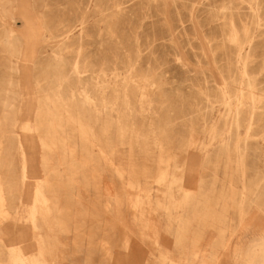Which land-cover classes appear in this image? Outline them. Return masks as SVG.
<instances>
[{
    "label": "rangeland",
    "instance_id": "obj_1",
    "mask_svg": "<svg viewBox=\"0 0 264 264\" xmlns=\"http://www.w3.org/2000/svg\"><path fill=\"white\" fill-rule=\"evenodd\" d=\"M15 6L22 53L11 60L0 48V64L19 68L0 65V79L16 84L0 91L12 97L6 109L0 102V187L7 197L0 200V264L15 263L13 250L31 264H147L155 251L149 242L147 252V208L154 199L162 211L159 195L174 193L187 205L197 194L225 202L211 206L212 217L196 218L198 225L214 221L204 229L217 240L176 251L212 250L209 264H241L233 241L242 237L241 224L231 215H239L241 199L264 200V0H17ZM54 58L65 62L64 96L73 101L64 105L57 95L45 113L46 96L57 91ZM58 104L76 122L72 157L67 141L44 149L46 119L56 122L57 137L66 127L65 118L53 119ZM36 117L39 128L25 130L35 129ZM20 151L28 159L25 173ZM38 183L51 209L40 207L37 215ZM263 212L250 229L242 225L246 248L264 236ZM172 259L199 264L178 252Z\"/></svg>",
    "mask_w": 264,
    "mask_h": 264
},
{
    "label": "bare ground",
    "instance_id": "obj_2",
    "mask_svg": "<svg viewBox=\"0 0 264 264\" xmlns=\"http://www.w3.org/2000/svg\"><path fill=\"white\" fill-rule=\"evenodd\" d=\"M16 2L17 0H6V1H3V0H0V18L3 20V22L0 24V26H2V33L0 34V48L3 49L4 51H6L8 53V55L10 56V59L12 56H19L21 53H22V42L24 40L22 34H20L17 29L14 27L15 25V20H16V17H15V14H16ZM9 6H8V5ZM24 48V47H23ZM6 55V54H5ZM12 60V59H11ZM16 61V60H15ZM54 61H55V65H57L58 67V74L55 75V80L53 81V87L55 89H57V91L54 93L55 97L54 98H51V97H47L46 96V104H45V108H43V111L45 113H50L52 112V107L50 105V100H53L52 102L56 101L57 102L59 101V98L57 97V95H61L62 96V103L64 105L68 104V101L69 100H72L70 97L69 98H65L64 95L67 94V91L65 90V88H69L70 89V84H68L67 80L70 79V76L68 73H65L63 71V67L65 66V62L63 59H55L54 58ZM10 62V61H9ZM17 62V61H16ZM20 62V61H19ZM0 65H4L5 66V69H9L10 71H14V72H17L19 68H17L16 66H13L11 64V62L9 64H4V63H1ZM28 65V64H27ZM51 65V64H49ZM47 68V67H46ZM76 68V67H75ZM24 69V68H23ZM56 69V68H55ZM52 70V69H51ZM78 70V69H76ZM49 73V72H48ZM7 76H5L6 78ZM23 77V76H22ZM19 78V77H17ZM16 78V80H17ZM8 81V79H7ZM15 81V80H14ZM19 79H18V83H19ZM15 83H13L12 81H9L8 83H6V81L4 79H0V91L3 89V86H7V87H12ZM16 85V84H15ZM18 85V84H17ZM45 87V86H44ZM53 88V89H54ZM6 89V88H4ZM42 87H40L38 85V91L40 93L39 97L42 96V91H41ZM50 90V89H49ZM9 91H12L10 88H9ZM15 91V90H14ZM45 91V90H44ZM47 91V90H46ZM11 93V92H10ZM51 93V92H50ZM28 96V95H27ZM72 96V95H71ZM85 97V96H84ZM12 97L10 96H6V97H2L1 96V93H0V102H1V99H4V107L6 109V107L9 105V101ZM61 98V97H60ZM74 98V97H72ZM82 98V97H81ZM88 98V97H86ZM90 99V98H89ZM13 100V99H12ZM86 100V99H85ZM73 101V100H72ZM92 101V99H91ZM86 102V101H84ZM45 103V102H44ZM89 103V102H88ZM63 104H58V105H55V108L59 111H55L53 112V119H60V121L62 119H66V127L65 128H62L61 131H62V137H57L56 136V129H55V123H49L48 121H50V118L48 117L45 121L46 125L47 126V134H45L44 136V139H43V143H44V149L48 152V151H51V149L54 150L55 148V145L57 143V141H61L63 143V146L65 144V142L67 141V149L71 151V154L70 156L72 157L73 156V152L71 150L73 146V142H72V139L74 138L71 133H72V129H75L76 126L74 124H76V122L72 121V118L74 117L73 114H69L67 116H65L64 112L66 110H62V108L64 109V105ZM85 104V103H84ZM12 107L11 109H13V104H11ZM10 105V106H11ZM24 106V105H23ZM22 106V107H23ZM86 106V105H85ZM42 108V107H41ZM42 112V110L40 111ZM67 112V111H66ZM237 114V113H236ZM52 115V113H51ZM238 115V114H237ZM37 116V115H36ZM40 117V116H39ZM4 119H9V115L8 114H4L3 116ZM237 118V117H236ZM238 119V118H237ZM79 122V121H78ZM73 123V124H72ZM57 125V124H56ZM40 124L37 123V117H36V123H35V129H32L30 127V124L28 125H25L24 126V129L25 130H37L39 128ZM62 126V124H61ZM60 126V127H61ZM0 127H1V123H0ZM78 130H80L82 132V134H85V128H84V125L80 123V125L78 124ZM58 133V132H57ZM58 135V134H57ZM26 137H30L28 136L27 134L25 135ZM88 136V135H87ZM230 137V136H229ZM20 138V137H19ZM228 138V137H227ZM230 139V138H229ZM80 140V139H79ZM81 141V140H80ZM226 141V140H225ZM20 142V141H19ZM228 142V140H227ZM80 143V142H79ZM2 143L0 142V164H4L3 162V159H2ZM227 144V143H225ZM80 145V144H79ZM99 150V149H98ZM81 151V150H80ZM45 153V151H44ZM20 154H21V157H22V167H23V170H24V173L26 172L27 168H28V159H27V155H26V152L25 151H20ZM68 155V154H67ZM106 155V154H105ZM67 161V160H66ZM111 163V161H110ZM51 164V162H50ZM113 164V163H112ZM62 170V169H61ZM66 172V171H65ZM117 172V170H116ZM27 174V173H26ZM75 174V173H74ZM4 176V175H3ZM74 178V177H73ZM1 180V178H0ZM43 183V182H42ZM42 183H38L37 185H35V190H34V203H33V206H32V210L34 212H36L40 207H43L40 208L41 210H46V211H50L51 209V206L49 205L50 202L48 201V198L46 197L45 193L42 191ZM26 184V183H25ZM0 186H1V181H0ZM2 191V192H1ZM54 193V192H53ZM57 193V192H56ZM3 194V188L1 189L0 187V200H3L5 203H6V200H7V197L4 196ZM257 195V194H256ZM21 200V199H20ZM47 201L49 203H47ZM58 201V200H57ZM2 202V201H1ZM59 202V201H58ZM249 203V204H248ZM240 207H239V215H237V221L241 224V227H240V231H241V235L242 234H245V225L242 226L243 224L247 223V229L249 228L250 229V224H253L254 223V220L256 219V217L259 216V213L263 212L264 211V200L262 198L259 197V195H257L256 197H254L252 200L251 199H241L240 200V203H239ZM251 204H253V206L256 207V210L254 212L251 213L250 210H252L253 208H251ZM1 205V204H0ZM7 205V204H6ZM55 205V204H54ZM225 205V202L223 201V199H215V200H212V206H215L216 208L217 207H224ZM226 207V206H225ZM228 207H226V212L229 213L230 210L229 208L227 209ZM2 209V208H0ZM39 209V210H40ZM3 210V209H2ZM1 210V212H2ZM40 210V211H41ZM254 210V209H253ZM252 210V211H253ZM48 213V212H46ZM44 212V211H43ZM43 212H40L39 215ZM53 214V212H50ZM49 213V214H50ZM264 213V212H263ZM48 214V215H49ZM34 215V214H33ZM37 215H38V211H37ZM47 215V216H48ZM43 218L44 216L41 215ZM51 217V216H50ZM54 217V216H53ZM249 217V219H248ZM33 218V217H32ZM48 218V217H46ZM35 219V218H34ZM40 219V218H39ZM248 219V220H247ZM51 220V219H50ZM34 221V220H33ZM46 221V220H45ZM53 221V220H52ZM44 222V220H43ZM47 222V221H46ZM48 223V222H47ZM228 223V222H227ZM34 224V223H32ZM63 224V223H62ZM231 225V223H228V225ZM36 225V224H34ZM50 225V223H49ZM252 226V225H251ZM230 226H228L229 228ZM40 234V233H39ZM38 234V236H39ZM241 237V236H240ZM237 240H239V238ZM42 239V238H41ZM39 240V238H38ZM41 241V240H39ZM44 242V240H43ZM43 242H42V246H43ZM41 244V243H39ZM130 251V250H129ZM128 251V252H129ZM11 253H13V255H16L17 252L19 253L15 260H14V264H31L30 260L26 259L25 257H23V255H20L22 254L19 250H13V251H10ZM160 256L161 257H167L168 256V253L167 252H164L162 249H160ZM41 255V254H40ZM45 255V254H44ZM117 255V254H116ZM115 256V255H114ZM236 261L237 263H241V264H264V236L263 235H260L259 237H257L256 239H254V242L252 245L248 246L247 248L244 247L242 248V246H240V248L236 251ZM42 258V257H41ZM114 259V258H113ZM115 261V260H114Z\"/></svg>",
    "mask_w": 264,
    "mask_h": 264
},
{
    "label": "crops",
    "instance_id": "obj_3",
    "mask_svg": "<svg viewBox=\"0 0 264 264\" xmlns=\"http://www.w3.org/2000/svg\"><path fill=\"white\" fill-rule=\"evenodd\" d=\"M85 166V164L79 165V173H83L84 171H86ZM195 196L197 197V199H193L187 205V202L185 200H182L181 197H179L175 193L171 196L159 195L158 200L160 201V205L163 207L162 211L156 210L153 206L157 202L154 199L151 200V207L149 206V208H147V215L144 218V227L145 237L147 241V252L148 248L151 247V245H149V242L154 243L153 245L155 251L152 252L151 255L147 254V264H177V262L172 259L173 252L175 254L178 252V256L180 257L188 258V256H190L195 260L198 259L199 264H209L208 260L214 259L213 256L210 255L212 253V250L207 251L198 249V251H192L187 256L180 255L182 253H180L181 248H184L186 243H195L202 240H217L215 238L214 232L204 229L206 225L213 226L214 221L206 220L203 224L198 225L196 219L199 217L208 218L214 215V209L211 208V206L212 199L215 197L208 194H197ZM169 197H172V201ZM30 212L31 207L27 211V216L29 221L32 222ZM237 215L238 214H235V212L233 211V214L231 216L237 217ZM172 218H177V221L174 222ZM50 226H52V224ZM170 236H172L173 238ZM237 236L240 237V233H238ZM243 238L244 235L242 234L241 240H237L238 238L236 240H233L235 242L234 248L239 249L240 246H242V248L245 247ZM173 246L174 248L173 250H171ZM160 249H162L164 252H167L168 256L161 257L159 255ZM179 249L180 251H176Z\"/></svg>",
    "mask_w": 264,
    "mask_h": 264
}]
</instances>
